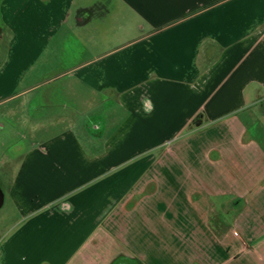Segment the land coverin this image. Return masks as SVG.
<instances>
[{"label":"crops","instance_id":"0c3cea01","mask_svg":"<svg viewBox=\"0 0 264 264\" xmlns=\"http://www.w3.org/2000/svg\"><path fill=\"white\" fill-rule=\"evenodd\" d=\"M0 19V107L33 126L0 176L21 215L0 264H264V0H0Z\"/></svg>","mask_w":264,"mask_h":264},{"label":"rangeland","instance_id":"374dc122","mask_svg":"<svg viewBox=\"0 0 264 264\" xmlns=\"http://www.w3.org/2000/svg\"><path fill=\"white\" fill-rule=\"evenodd\" d=\"M4 44L2 46V56L0 57V67L5 63L10 51L12 36L8 30L5 29ZM32 81L31 75L29 76ZM19 91V90H18ZM17 93V92H15ZM21 99L9 102L4 104L3 107H0V114L4 117H0V123L5 124V130L0 131V176L3 177L5 172H8L13 169L10 167V162L12 159L18 157L27 147L28 143L20 140L17 136L21 137V134L27 135L30 134V131L33 126L22 125L20 124V119L17 118L18 110L17 106L19 105ZM2 103V102H1ZM7 103V102H6ZM1 105V104H0ZM8 112V113H7ZM9 134L10 137L8 140H5V135ZM7 175V174H6ZM174 179L177 180L178 173H175ZM179 178V177H178ZM7 181V180H6ZM7 185V182H6ZM21 218L20 212L12 202L8 192L5 195V203L0 209V239L11 233L18 225L19 219Z\"/></svg>","mask_w":264,"mask_h":264},{"label":"trees","instance_id":"16d2710c","mask_svg":"<svg viewBox=\"0 0 264 264\" xmlns=\"http://www.w3.org/2000/svg\"><path fill=\"white\" fill-rule=\"evenodd\" d=\"M111 264H140V262L137 259L118 256L111 262Z\"/></svg>","mask_w":264,"mask_h":264},{"label":"flooded vegetation","instance_id":"af4514ba","mask_svg":"<svg viewBox=\"0 0 264 264\" xmlns=\"http://www.w3.org/2000/svg\"><path fill=\"white\" fill-rule=\"evenodd\" d=\"M6 32L4 29V26L2 25L1 19H0V57L2 56V46L4 44V36Z\"/></svg>","mask_w":264,"mask_h":264},{"label":"water","instance_id":"95a60500","mask_svg":"<svg viewBox=\"0 0 264 264\" xmlns=\"http://www.w3.org/2000/svg\"><path fill=\"white\" fill-rule=\"evenodd\" d=\"M5 203V191L0 186V209L3 207Z\"/></svg>","mask_w":264,"mask_h":264}]
</instances>
